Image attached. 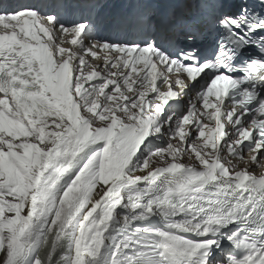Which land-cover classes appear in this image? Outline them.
<instances>
[{"label":"snow or ice","instance_id":"6c2138e0","mask_svg":"<svg viewBox=\"0 0 264 264\" xmlns=\"http://www.w3.org/2000/svg\"><path fill=\"white\" fill-rule=\"evenodd\" d=\"M0 264H264V0H0Z\"/></svg>","mask_w":264,"mask_h":264}]
</instances>
